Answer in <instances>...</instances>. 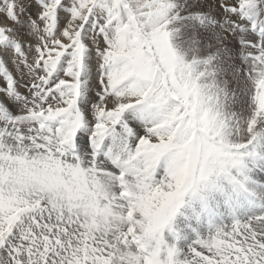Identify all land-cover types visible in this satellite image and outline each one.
Listing matches in <instances>:
<instances>
[{
  "label": "snow or ice",
  "instance_id": "6c2138e0",
  "mask_svg": "<svg viewBox=\"0 0 264 264\" xmlns=\"http://www.w3.org/2000/svg\"><path fill=\"white\" fill-rule=\"evenodd\" d=\"M0 264H264V0H0Z\"/></svg>",
  "mask_w": 264,
  "mask_h": 264
}]
</instances>
